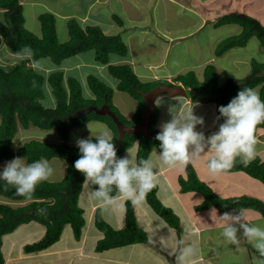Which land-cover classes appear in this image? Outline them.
<instances>
[{"label": "crops", "instance_id": "obj_1", "mask_svg": "<svg viewBox=\"0 0 264 264\" xmlns=\"http://www.w3.org/2000/svg\"><path fill=\"white\" fill-rule=\"evenodd\" d=\"M18 2L20 5L29 2L34 9L40 6L36 0H18ZM56 3H61V9L54 11L53 6ZM54 4L52 6L51 2L46 12L51 13L56 19V30L61 22L60 30L63 35L61 40L57 37L60 43L69 39L67 29V33H63L62 25L65 27L67 20L74 19L81 28L97 26L106 35H118L125 44L126 54L124 56L110 54L108 63L104 65L95 62L93 50H88L64 59L59 65L54 66L53 63L47 65L49 73L45 75V78L52 72L61 71L62 84L66 89V78L73 77L81 86L82 96L93 99L94 96L88 86L83 87L84 80L88 76L85 69H92L93 76L112 88V104L127 120L134 117L137 101L127 93L116 89L118 81L108 73V64H128L141 82L166 80L174 85H181L179 82H173V79L188 71L194 73L197 81H202L205 66L211 64L215 67L217 84L222 86L227 80H241L248 75L250 62L256 61L250 51H264L259 40L251 37L243 47L231 48L220 56L214 54L215 46L219 41L237 35L241 31L236 24L215 26L216 20L222 15L237 12L254 18L264 26V0H54ZM113 16H116L120 23L115 22ZM56 17L61 21H58ZM221 29H227L229 36L219 37L216 33ZM36 36L40 37V34ZM238 49L246 54L245 57L240 56ZM149 55L152 57L150 58ZM169 56H172L174 62H177L175 59L179 57H182V62L186 60V57H190V64L185 66V70L183 67L167 69ZM261 63L264 64V61ZM223 64L230 70H238L240 65H247L248 68L247 72L240 77L231 78L228 75L220 76ZM35 70L38 72V67ZM44 83L47 84L46 81ZM259 88L260 86H256L253 89L259 92ZM159 97L162 98L160 106L157 107L154 103L157 111L154 126L158 131L162 122L171 119L170 109L173 112H186L193 105L194 114L202 116L205 120V125L197 126L196 130L203 131L205 136L218 131L221 123L216 119L214 103H192L186 96H176V99L167 95ZM53 100L50 98L45 101V107H54ZM100 124L104 123L88 121L71 129L65 140L57 132V136L54 134L50 136L47 134L49 132H43L48 138L46 140H49H45L44 143L65 142L69 146H76L72 141L67 140L71 131H79V138H87L91 134L88 133L90 130L87 125L98 133ZM51 130L56 131L55 129L44 131ZM256 135L258 143L254 159L264 164V128H257ZM18 139L17 143L12 142L13 150L25 141L24 137L21 140ZM136 150L137 143H134L120 157L129 153L135 161ZM158 154L159 151L152 148L147 157L154 164L157 185L155 194L157 199L177 216L180 229L178 233L157 216L145 200L133 204L131 200L117 193L114 196L116 200L113 205L102 206L92 199V186L84 184V178L77 201L85 221L79 240H75L68 234L62 237L61 233L59 239L50 247L30 254L23 252V246L26 245L23 242L20 244V252L17 255L7 256L1 250L4 255L3 264H170L169 258H173L175 264H182L179 259L180 250L186 246H192L196 254L183 264H261L264 262L254 253L257 250L247 239L240 237L237 243H229L220 236L224 221L219 216L223 213L213 207L196 211L195 208L202 202V196L194 191L185 193L179 191L178 179L185 178L186 166H165L160 162ZM212 155L214 153L205 152L188 164L193 168L198 180L222 199L246 196L264 203L262 201L264 185L246 173L242 171L210 173L207 161ZM48 161L54 169V174L48 180L60 181L66 172V162L61 158H52ZM126 201H129L133 207L138 228L146 234L155 248L136 243L96 252L94 247L101 239L102 233L93 225L94 211L99 209L104 222L111 228L119 230L124 227ZM0 202L5 201L0 199ZM25 203L12 202L11 204L21 206ZM226 212H231L234 218L237 215L234 210ZM241 216L249 223L264 225V215L256 209L244 208ZM232 222L235 223V220ZM28 225L29 228H25L23 234L26 237H30L31 234L37 236L34 242L40 240L44 234V227L37 222L31 221L19 225L14 231ZM236 226L239 227V224Z\"/></svg>", "mask_w": 264, "mask_h": 264}, {"label": "trees", "instance_id": "obj_2", "mask_svg": "<svg viewBox=\"0 0 264 264\" xmlns=\"http://www.w3.org/2000/svg\"><path fill=\"white\" fill-rule=\"evenodd\" d=\"M115 22L120 20L113 16ZM40 27V37L24 27L22 7L18 0H0V57L10 61L11 66L0 65V163H7L15 157L23 158L25 163H32L39 159L50 160L61 158L66 162V172L60 181H42L31 198L17 195L15 187L0 180V264L4 263L1 252V239L4 235L13 232L19 225L37 222L44 227L42 238L34 243L23 246L26 254L41 252L60 237L65 225H69L75 240H79L85 224L82 209L78 206V196L81 192L84 176L74 168V162L80 153L77 146L62 143H44L30 140L13 150L12 141L18 128L35 127L40 130L55 129L58 135L65 140L68 132L88 121L102 122L111 129L114 142L117 129L108 115H97L89 112L76 116V112L88 107H100L106 104L125 126L138 123L144 109V101L139 92H146L157 85H172L166 80L141 82L128 64L107 65L108 73L117 79L116 89L127 93L137 101L136 112L132 119H125L112 104L113 90L93 75L86 77V83L94 98L86 99L82 96L81 86L73 77L66 78L67 89L62 84L61 71L50 73L46 78L29 64L32 61L48 58L53 64L59 65L64 59L93 50L94 61L107 64L110 54L124 56L126 47L118 35H106L97 26L81 28L70 19L66 21L69 39L60 43L57 39L54 16L49 12L37 16ZM236 24L241 28L237 35L229 36L219 41L214 49L215 56L222 55L234 47H243L247 40L255 37L264 48V26L254 18L243 13L231 12L220 16L215 26ZM0 59V62H1ZM12 63H14L12 65ZM264 64L257 61L250 62V72L241 80H227L222 86L217 84L215 67L206 65L203 70L202 81H197L194 73L188 71L173 79L179 82L186 90V97L192 103H214L216 115L219 116V106H226L243 88L260 86L259 95L264 100ZM49 85L54 98V107H45L43 100L44 82ZM156 108L149 121L150 135L145 138L139 134H124L118 148L117 156L137 143L136 159H147L152 148L159 151V141L155 139L159 132L155 128ZM223 123V119L219 120ZM264 128V123L257 126ZM95 142V141H94ZM209 161V160H208ZM207 161V163H208ZM242 171L264 185V164L254 159L247 166L236 159L234 166L226 171ZM179 191L182 193L194 191L202 196V202L195 210H204L210 207L220 213L228 210L239 211L251 208L264 215V204L254 198L242 196L222 199L215 195L210 188L198 180L190 165L185 167V178L178 179ZM118 192L114 189L113 196ZM151 210L177 233L179 220L177 216L165 207L156 197L155 188L145 199ZM12 202H26L21 206H14ZM124 227L119 230L111 228L101 217L99 209L93 213L92 222L95 228L102 233L94 247L96 252L132 245L146 244L152 248L146 234L138 228L133 207L129 201L125 202ZM254 253L264 261L258 251Z\"/></svg>", "mask_w": 264, "mask_h": 264}, {"label": "clouds", "instance_id": "obj_3", "mask_svg": "<svg viewBox=\"0 0 264 264\" xmlns=\"http://www.w3.org/2000/svg\"><path fill=\"white\" fill-rule=\"evenodd\" d=\"M161 99L158 96L154 101L157 107ZM193 107L186 112L170 109L171 119L160 124L155 139L160 142L158 156L163 165L187 166L205 152L214 153L207 163L212 174L230 170L238 157L244 166L251 163L256 156L257 126L264 123V100L257 90L243 88L226 106H219L216 119H223V123L209 136L196 130L197 126L205 125V120L194 114ZM87 127L91 135L76 140L80 156L74 162V168L85 177L84 184L92 186V199L102 206H111L116 200L112 195L115 189L133 204L144 201L157 186L152 160L141 158L137 162L129 153L118 157L112 131L107 125L100 124L95 136L91 126ZM53 174L54 169L46 159L25 163L23 158L15 157L0 171V180L14 186L17 195L31 198L36 186ZM234 211L235 218L231 212L219 216L224 221L220 236L229 243H237L243 237L264 257V225L249 223L241 216L243 209ZM195 254L192 246H186L180 250L179 259L183 264Z\"/></svg>", "mask_w": 264, "mask_h": 264}, {"label": "rangeland", "instance_id": "obj_4", "mask_svg": "<svg viewBox=\"0 0 264 264\" xmlns=\"http://www.w3.org/2000/svg\"><path fill=\"white\" fill-rule=\"evenodd\" d=\"M36 1L40 5L36 9L31 7L29 2H27L25 4H21V5H22V8H23L22 15H23V17L25 19L24 27L28 31H30L31 33H33L35 35H38V34H40V28H39V23L37 21L36 15L40 14V13H43V12H46V10L49 7L51 2H52V6H53L54 0H36ZM61 3L54 4V6H53L54 11L61 9ZM56 18H57L58 21H61V20H59L58 17H56ZM155 21L157 22V17H155ZM60 23L57 25V30H56L57 37H58L59 40H61L62 35H63V34L61 35V30H60L61 24ZM64 25H65V27L62 25L63 33L66 32V29H67L66 28V23ZM216 34L219 37H221L222 35H228L229 36V32H228L227 29H221V30L217 31ZM238 52L240 53V56L242 58L245 57L246 54H244L243 51H241V49H238ZM250 52H251V54L253 55L254 59L257 62L261 63V61H264V51L260 50V51H250ZM149 56H150V58L152 57L151 55H149ZM0 59H1V57H0ZM181 59H182V57H179V59H175V60H177V62H174V61H172V60H174L172 58V56H169V59L167 61V69L173 70V69H177L179 67H183L184 70H185V66L190 64V57H186V60L183 61V62H182ZM13 64L14 63H12V65ZM49 64L51 65L52 62L48 58H44V59H39V60H37L35 62L32 61L29 65L31 67H33L34 69H36V67H38V72H40L41 75H43L45 77V75H47L49 73L48 72V67H47V65H49ZM0 65H2V66H4V65L5 66H11L10 65V61L2 60V59H1ZM54 66H55V64H54ZM225 66H226L225 64L222 65L223 70H222V74L220 73V76L228 75L231 78L240 77L245 72H247L246 69L248 68L247 65H240L238 70L237 69L236 70H230V69H226ZM85 72H87V75H93V73H94L92 69H88V68L85 69ZM249 72L250 71H248V73ZM84 86L85 87L87 86L86 80H84L83 87ZM43 95H44V100L42 101V104L44 106H46V102L45 101L49 100L50 98L53 100V96L51 94V89L48 86V84H44ZM17 132H18V134L16 133V135H15L16 137H14V140L12 141L14 144L18 142V140H19L18 138H20V140H21L22 137L25 138L24 142H27V141H30V140L44 142L48 138H46V135H45L46 133H43V132H49V133H47L48 135H50V134L53 135L54 134L55 136H57L56 135V131H53V130L44 131V130H40V129H37L35 127H31V126L28 127L27 129H22V128L19 127ZM78 132L79 131H74V130L71 131L67 140L72 141V143H74L76 145V140L79 138ZM91 132H92L93 136L98 134V133H95L94 130H91ZM88 133L90 134V132H88ZM46 141H49V140H46ZM5 165H6V163H0V171L3 170V167ZM47 181H49V180H47ZM52 182H56V181H52ZM85 192H86V189L84 190V194H85ZM262 199H263L262 201H264V198H262ZM25 228H29V225L28 226H23L21 228H18L16 231H14V232H12L10 234H7V235H5L3 237L1 250H3L4 255H7V256L8 255H10V256L17 255L20 252V244L21 243L24 242L25 244H29V243H32V242L35 241V238H37V236H34V234H31L30 237H26V235L23 234ZM61 233H62V237L65 236L66 234H68L70 237L74 238L73 234H72V231H71V229H70V227L68 225H65L63 227ZM10 264H13V263H10Z\"/></svg>", "mask_w": 264, "mask_h": 264}, {"label": "water", "instance_id": "obj_5", "mask_svg": "<svg viewBox=\"0 0 264 264\" xmlns=\"http://www.w3.org/2000/svg\"><path fill=\"white\" fill-rule=\"evenodd\" d=\"M144 101V109L141 113V119L138 123L125 126L123 125L116 115L109 109L106 104L101 105L100 107L88 106L78 112H76V116H82L89 112H94L97 115H108L112 121L114 122L117 129V137L115 139L116 149L118 148L124 134H139L143 135L147 138L150 133L148 131L149 121L153 116L155 105V99L160 95H167L169 97L176 96H186V90L181 85H157L146 92H139ZM168 262L170 264H175L173 258H169Z\"/></svg>", "mask_w": 264, "mask_h": 264}]
</instances>
